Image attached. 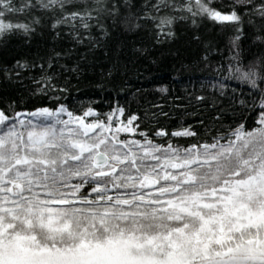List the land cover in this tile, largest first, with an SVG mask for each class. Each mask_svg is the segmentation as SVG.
<instances>
[{"label": "snow or ice", "instance_id": "6c2138e0", "mask_svg": "<svg viewBox=\"0 0 264 264\" xmlns=\"http://www.w3.org/2000/svg\"><path fill=\"white\" fill-rule=\"evenodd\" d=\"M35 10L53 18V29L78 34L113 15L106 0H0V35L34 31L40 21L20 17ZM185 10L234 27L235 46L241 13L264 19V0H190ZM150 18L170 35V18ZM234 60L229 78L260 93L256 127L241 124L210 144L121 139L137 131V117L113 130L115 112L90 121L91 108L0 110V264H264V76Z\"/></svg>", "mask_w": 264, "mask_h": 264}, {"label": "trees", "instance_id": "16d2710c", "mask_svg": "<svg viewBox=\"0 0 264 264\" xmlns=\"http://www.w3.org/2000/svg\"><path fill=\"white\" fill-rule=\"evenodd\" d=\"M156 2L106 0L113 15L102 14L82 34L68 26L53 29V18L42 10L20 17L40 23L27 35H0V110L13 115L64 106L82 115L91 108L96 116L90 121L115 112L113 130L135 116L137 131L121 132V139L143 141L144 133L156 144L178 148L231 137L241 124L249 131L256 127L259 90L229 78V70L238 55L244 68L264 76V39H257L264 37V19L242 12L233 46L236 29L193 16L185 10L190 0H169L174 7L159 12L150 6ZM160 16L172 20L165 29L170 35L150 18ZM184 129L195 135H170ZM161 130L169 135L157 136Z\"/></svg>", "mask_w": 264, "mask_h": 264}, {"label": "rangeland", "instance_id": "374dc122", "mask_svg": "<svg viewBox=\"0 0 264 264\" xmlns=\"http://www.w3.org/2000/svg\"><path fill=\"white\" fill-rule=\"evenodd\" d=\"M24 113H28V112H24ZM61 118L67 119V116L62 114Z\"/></svg>", "mask_w": 264, "mask_h": 264}]
</instances>
